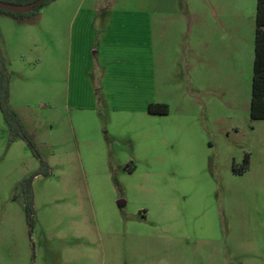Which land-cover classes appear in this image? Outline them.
Segmentation results:
<instances>
[{
    "label": "rangeland",
    "instance_id": "rangeland-1",
    "mask_svg": "<svg viewBox=\"0 0 264 264\" xmlns=\"http://www.w3.org/2000/svg\"><path fill=\"white\" fill-rule=\"evenodd\" d=\"M79 1V14L92 7L99 19L118 16L126 32L109 52L128 63L108 76H128L107 83L108 93L136 96L132 108L149 100L168 107L146 121L114 117L104 164L81 149L74 127L73 100L84 106L88 90L96 103L103 97L98 72L85 76L70 60ZM168 1L51 0L27 18L0 12L11 104L48 169L30 180L28 233L0 148V264H264V119L248 115L246 61L255 0H171L174 12L166 11ZM143 16L152 20L151 53L140 51ZM116 29L112 35L121 36ZM233 42L239 67L232 66ZM245 158L246 169L233 173ZM21 163L28 174L39 167L32 155ZM107 183L126 196L121 207L107 196Z\"/></svg>",
    "mask_w": 264,
    "mask_h": 264
},
{
    "label": "crops",
    "instance_id": "crops-1",
    "mask_svg": "<svg viewBox=\"0 0 264 264\" xmlns=\"http://www.w3.org/2000/svg\"><path fill=\"white\" fill-rule=\"evenodd\" d=\"M121 4L120 1L117 2V5ZM95 7V6H94ZM154 12H156V9L160 7V3L156 7V1L153 5ZM82 7L80 1L77 4L76 11L71 18V32L70 37H73V42L69 51L70 60L71 58L74 60V63L79 66V63L82 67L85 69V76L89 77L93 75V73L98 72L100 78H101V89L103 91V97L99 102H95L94 97L92 94L89 93V90L86 91V96L88 97V100L86 98V103L84 106H80L75 99L73 100V106H71L75 112L74 114V120L75 122V130L77 133H79V139L80 143L83 144L84 150H90L91 154L89 155V158L94 160H99L101 163L104 164L107 159V152L106 147L109 140V137L112 136L113 133H117L115 129H113V119L114 117H117L120 119L119 121H125L126 123H129L128 118H123L122 116H129L132 119L137 120H143L146 121L150 118L158 116H164L166 114H150L146 111L148 102H142L140 104V107H133L129 105L130 103V97H136L134 95L129 96L128 94H117V97H120L121 101L125 103L123 108H117L113 104V100L111 96L108 93L107 89V83L111 82V84L118 83V79H114L116 76H122L125 80L128 75H126L123 71L116 73L112 79L108 76L109 70L111 67H115V65L123 66V64L128 63V58L124 59L121 57V55H114L109 51H113L115 48L114 44H119L121 47L122 39L125 37L123 34L124 27L123 24L120 21V17H116L113 15H105L103 17L98 18V15L96 14L94 8L89 7L83 11L87 12V15H81L79 12H81ZM166 11L168 12H174L176 11V4L173 1H168ZM160 10L158 9V13ZM160 14V13H159ZM121 16V15H120ZM160 16L158 15V18ZM117 18V19H116ZM116 19V20H115ZM143 27L140 32H137L142 38V48H140V51H144V49L148 50V53H151V38H152V20H149L148 17L143 16ZM99 20L100 24L99 27L96 26V22ZM120 22V24H118ZM115 24V25H114ZM74 27L76 28L74 30ZM116 28L121 29L120 33L121 36H113L112 34L115 33ZM114 30V33L112 32ZM253 36V35H252ZM119 37L121 40L117 38ZM96 38L98 40L96 41ZM145 38L147 40H145ZM148 43V44H147ZM93 44V45H92ZM237 45V50H235V44L232 43V66L235 67V63L237 64V67H239V63L241 61V50L239 52V46ZM118 47V46H117ZM185 47V46H183ZM118 54L121 53V48H118V51H116ZM247 57L246 61L248 60V63L252 62V41L250 44V48L247 49ZM87 54L91 55V60H89V64L86 60ZM73 56V57H72ZM85 64H88V66L85 67ZM149 76L152 75V70L150 68V73L147 74ZM109 79V81L107 80ZM152 78V77H150ZM11 95L10 91L8 92V103L12 110H14L13 104H11ZM14 100V98H13ZM68 101V99H67ZM96 103V104H95ZM135 108V109H134ZM17 114V112H16ZM18 118L21 122V124L24 127V122L21 120L20 114H17ZM1 117V116H0ZM148 118V119H146ZM2 120V118H1ZM130 120V119H129ZM87 121L91 136L87 140L86 137L83 135V132H85L84 129V122ZM112 133V134H111ZM6 134V135H5ZM74 131V135H75ZM119 134V133H118ZM75 140L77 141V135L75 137ZM89 145L93 148H90ZM0 148H3L5 152L8 154V158L10 159V164L12 165V171L9 175V181L12 183L11 185L16 187L18 183L28 175L26 166L23 167L21 161L23 162L24 159L28 158L30 155V152L26 148L24 142L20 139H9V134L6 126L4 125L3 121L0 123ZM20 162V163H19ZM111 185L107 183V196L113 197L112 199H115L116 206L119 208L124 204V199L126 200V196L124 195H117L112 191ZM115 194V195H114ZM20 195V193H19ZM114 195V196H112ZM113 201V200H111ZM120 203V205H118ZM144 218V216H142ZM141 218V219H143Z\"/></svg>",
    "mask_w": 264,
    "mask_h": 264
},
{
    "label": "trees",
    "instance_id": "trees-1",
    "mask_svg": "<svg viewBox=\"0 0 264 264\" xmlns=\"http://www.w3.org/2000/svg\"><path fill=\"white\" fill-rule=\"evenodd\" d=\"M5 3L26 6L34 3L27 10L22 12H11L0 8V12L14 18H27L33 15L43 4L51 0H0ZM8 77L5 72L4 62L0 56V116L9 134V139H20L32 156L39 160V167L33 173L24 177L17 185L23 204L24 218L30 233L31 220V195L30 180L37 174L46 175L47 166L39 159V155L30 140L29 133L21 124L17 114L11 109L8 103ZM146 111L150 114H166L168 107L165 103L151 102L147 104ZM248 115L252 120L264 119V0H255L254 28L252 36V62L250 77V98ZM247 160L244 159L241 168L232 166L233 173H241L246 169Z\"/></svg>",
    "mask_w": 264,
    "mask_h": 264
},
{
    "label": "water",
    "instance_id": "water-1",
    "mask_svg": "<svg viewBox=\"0 0 264 264\" xmlns=\"http://www.w3.org/2000/svg\"><path fill=\"white\" fill-rule=\"evenodd\" d=\"M33 4L34 3H30L26 6H22V5L5 3V2L0 1V8L5 9L7 11H11V12H22V11L27 10ZM118 205H120V203H118Z\"/></svg>",
    "mask_w": 264,
    "mask_h": 264
}]
</instances>
